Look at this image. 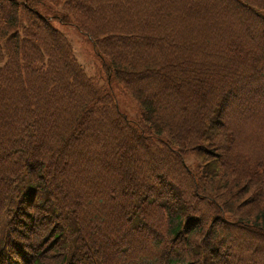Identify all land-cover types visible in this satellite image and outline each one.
Segmentation results:
<instances>
[{
    "label": "trees",
    "instance_id": "16d2710c",
    "mask_svg": "<svg viewBox=\"0 0 264 264\" xmlns=\"http://www.w3.org/2000/svg\"><path fill=\"white\" fill-rule=\"evenodd\" d=\"M0 264H264V0H0Z\"/></svg>",
    "mask_w": 264,
    "mask_h": 264
},
{
    "label": "rangeland",
    "instance_id": "374dc122",
    "mask_svg": "<svg viewBox=\"0 0 264 264\" xmlns=\"http://www.w3.org/2000/svg\"><path fill=\"white\" fill-rule=\"evenodd\" d=\"M61 31L65 34L67 39L72 45L74 54L87 72L88 75L97 76L99 74L100 65L96 59L93 45L87 36L79 32L73 26H60ZM118 101L121 109L126 112L129 116L137 118V110L133 102L120 92H117Z\"/></svg>",
    "mask_w": 264,
    "mask_h": 264
}]
</instances>
